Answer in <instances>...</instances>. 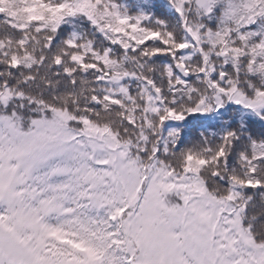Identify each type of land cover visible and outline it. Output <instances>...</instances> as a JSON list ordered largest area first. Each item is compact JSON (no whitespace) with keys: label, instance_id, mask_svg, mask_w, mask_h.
I'll use <instances>...</instances> for the list:
<instances>
[{"label":"snow or ice","instance_id":"snow-or-ice-1","mask_svg":"<svg viewBox=\"0 0 264 264\" xmlns=\"http://www.w3.org/2000/svg\"><path fill=\"white\" fill-rule=\"evenodd\" d=\"M0 264H264V0H0Z\"/></svg>","mask_w":264,"mask_h":264},{"label":"trees","instance_id":"trees-1","mask_svg":"<svg viewBox=\"0 0 264 264\" xmlns=\"http://www.w3.org/2000/svg\"><path fill=\"white\" fill-rule=\"evenodd\" d=\"M128 2H131V0H128Z\"/></svg>","mask_w":264,"mask_h":264}]
</instances>
